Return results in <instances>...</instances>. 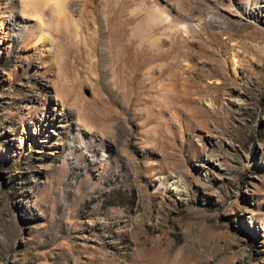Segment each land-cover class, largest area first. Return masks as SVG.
Masks as SVG:
<instances>
[{"label":"rangeland","instance_id":"rangeland-1","mask_svg":"<svg viewBox=\"0 0 264 264\" xmlns=\"http://www.w3.org/2000/svg\"><path fill=\"white\" fill-rule=\"evenodd\" d=\"M41 1L0 0V264H264V0H168L188 30L118 0L39 28ZM149 34L186 41L199 91L133 72Z\"/></svg>","mask_w":264,"mask_h":264},{"label":"bare ground","instance_id":"bare-ground-1","mask_svg":"<svg viewBox=\"0 0 264 264\" xmlns=\"http://www.w3.org/2000/svg\"><path fill=\"white\" fill-rule=\"evenodd\" d=\"M147 1L148 4L146 3L147 5L145 6L137 5L136 7L132 8H130L131 0H118L117 2H115V4L112 3V5H114V7L118 9L117 15L121 17V24L125 25L140 17V14L142 13H149L150 18L148 19H156L164 22L165 24L163 27H166V29L169 27H179L180 29L183 28L185 30H188L194 25L190 17L174 11L175 7L170 4L173 0H171L170 3L168 0H165V2L164 0ZM41 2L42 4L39 6V9L37 8L39 16L37 17L38 20L35 23V27L41 28L46 24L49 25L48 21H45L42 18V12H44L42 10H45V8H49V19L54 21L57 25L62 23L64 27H81V19L75 18L74 12L76 10L73 9V6L71 8L72 3L77 4V0H42ZM121 27L122 28L120 29V31L123 32L124 26ZM148 31L153 32V29ZM150 34L137 41V44H135V38H131L128 40L131 41V43L127 44L130 45V47L133 49V52L136 55V59L141 57L140 60L138 59V64L134 65L133 72L136 73L139 69L144 70L145 80L150 79L151 82L152 80H156V82L152 85L153 88L156 87V83H161L160 88L164 87V89L169 92L168 94H170L171 97L173 96V94L175 95L178 92L190 93L192 92L193 87H195L199 91L202 86L198 85V82L201 81V76L204 75H201V73L198 72L194 75L191 74V72L196 68L195 65L192 64L189 60L191 48L188 46V44H186V41H178L177 36H175V38L173 37L171 42L168 43L167 46H165V41L161 42L163 39H153ZM122 35L123 36L120 40L112 43L109 54V58H111L110 60L112 63L111 68L114 73L117 74V79H114V82L116 84L120 83L119 81L121 78H127L130 72L132 73V71H130V67L128 66L131 63L127 61V50L125 51L122 47L119 46V43H121L124 39V32ZM35 42L39 45L52 44V41L42 29L38 30ZM183 42L185 43L183 44ZM204 44V48L208 47V44ZM206 56L208 58L210 57L208 53L206 54ZM159 60L161 62V66L159 65V68H157V64L155 65V63L159 62ZM183 60H185V63L182 62ZM166 69H170V75L168 77L163 76L161 79L160 75L163 74ZM217 70L218 67L216 66V68L213 70V73H216ZM157 80H160V82H157ZM163 182L164 181H162V183Z\"/></svg>","mask_w":264,"mask_h":264}]
</instances>
